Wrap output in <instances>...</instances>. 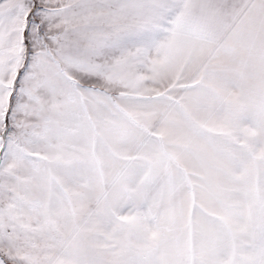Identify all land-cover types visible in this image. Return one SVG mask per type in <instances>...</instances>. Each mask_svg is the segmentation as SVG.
Returning a JSON list of instances; mask_svg holds the SVG:
<instances>
[{
    "label": "snow or ice",
    "instance_id": "1",
    "mask_svg": "<svg viewBox=\"0 0 264 264\" xmlns=\"http://www.w3.org/2000/svg\"><path fill=\"white\" fill-rule=\"evenodd\" d=\"M0 264H264V0H0Z\"/></svg>",
    "mask_w": 264,
    "mask_h": 264
}]
</instances>
